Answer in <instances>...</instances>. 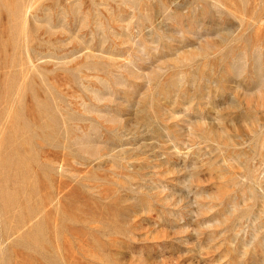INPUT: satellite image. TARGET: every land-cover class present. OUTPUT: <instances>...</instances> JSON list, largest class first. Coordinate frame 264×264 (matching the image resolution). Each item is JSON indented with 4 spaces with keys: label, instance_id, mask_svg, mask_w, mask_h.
I'll return each mask as SVG.
<instances>
[{
    "label": "rangeland",
    "instance_id": "obj_1",
    "mask_svg": "<svg viewBox=\"0 0 264 264\" xmlns=\"http://www.w3.org/2000/svg\"><path fill=\"white\" fill-rule=\"evenodd\" d=\"M0 264H264V0H0Z\"/></svg>",
    "mask_w": 264,
    "mask_h": 264
}]
</instances>
